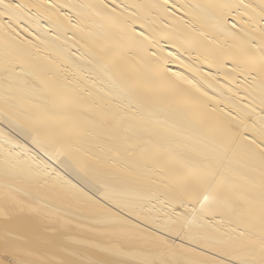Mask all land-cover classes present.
<instances>
[{
  "label": "bare ground",
  "instance_id": "bare-ground-1",
  "mask_svg": "<svg viewBox=\"0 0 264 264\" xmlns=\"http://www.w3.org/2000/svg\"><path fill=\"white\" fill-rule=\"evenodd\" d=\"M0 264H264V0H0Z\"/></svg>",
  "mask_w": 264,
  "mask_h": 264
},
{
  "label": "rangeland",
  "instance_id": "rangeland-1",
  "mask_svg": "<svg viewBox=\"0 0 264 264\" xmlns=\"http://www.w3.org/2000/svg\"><path fill=\"white\" fill-rule=\"evenodd\" d=\"M5 257V256H4ZM5 259H8V258H5Z\"/></svg>",
  "mask_w": 264,
  "mask_h": 264
}]
</instances>
